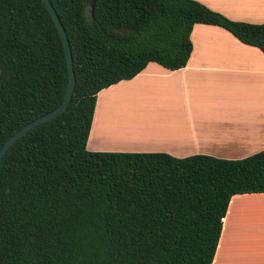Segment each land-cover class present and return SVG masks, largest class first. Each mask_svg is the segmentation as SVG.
<instances>
[{
  "label": "trees",
  "instance_id": "obj_1",
  "mask_svg": "<svg viewBox=\"0 0 264 264\" xmlns=\"http://www.w3.org/2000/svg\"><path fill=\"white\" fill-rule=\"evenodd\" d=\"M49 1L75 85L67 108L0 161V264H212L231 196L264 192V149L225 159L86 144L97 94L150 62L184 67L195 24L264 52V23L197 0ZM67 83L63 41L43 1L0 0V147L58 106Z\"/></svg>",
  "mask_w": 264,
  "mask_h": 264
},
{
  "label": "crops",
  "instance_id": "obj_2",
  "mask_svg": "<svg viewBox=\"0 0 264 264\" xmlns=\"http://www.w3.org/2000/svg\"><path fill=\"white\" fill-rule=\"evenodd\" d=\"M197 1L231 20L264 23V0ZM190 38L184 67L150 62L97 94L88 150L238 159L264 149V52L217 25L197 23ZM132 82L138 100L144 94L148 101L152 90L153 123L145 112L140 118L114 113L103 95ZM151 127L153 136L144 135ZM212 264H264V192L231 196Z\"/></svg>",
  "mask_w": 264,
  "mask_h": 264
},
{
  "label": "water",
  "instance_id": "obj_3",
  "mask_svg": "<svg viewBox=\"0 0 264 264\" xmlns=\"http://www.w3.org/2000/svg\"><path fill=\"white\" fill-rule=\"evenodd\" d=\"M43 3L45 4L46 8L48 9L49 13L51 14L58 31L61 35L63 45H64V51H65V56H66V63H67V69H68V83L65 89V93L63 96V99L61 103L56 106L54 109L34 118L33 120L29 121L25 125H23L21 128H19L17 131H15L12 135H10L7 140L3 143V145L0 147V161L6 151L9 149V147L20 137H22L25 133H27L30 129L35 127L36 125L45 122L59 113L63 112L71 99V95L74 89L75 85V75H74V70H73V62H72V55H71V50H70V44L69 40L67 38L66 32L64 30V27L62 23L60 22V19L58 15L56 14L55 9L53 8L52 4L50 3L49 0H42ZM93 1V0H92ZM94 4H91V9L93 10Z\"/></svg>",
  "mask_w": 264,
  "mask_h": 264
},
{
  "label": "rangeland",
  "instance_id": "obj_4",
  "mask_svg": "<svg viewBox=\"0 0 264 264\" xmlns=\"http://www.w3.org/2000/svg\"><path fill=\"white\" fill-rule=\"evenodd\" d=\"M154 86L153 82H150L146 88H152ZM103 95L109 97L111 102V107L114 109V113L119 112L122 115L126 114L129 117H141V112H145L149 114L148 118L152 121V113H153V100H152V90H150V95L148 98V101L145 99L143 94V99L140 97L139 100L137 98V92H136V83L132 82L130 84H119L117 87H113L105 92H103ZM157 103V101H156ZM114 105V107H113ZM120 106V107H119ZM125 115V116H126ZM140 115V116H139ZM143 119V118H141ZM149 119V120H150ZM153 125V124H152ZM155 128L151 127V129L148 131V133H145L144 135L153 136L155 132ZM141 137L140 135L137 136V138Z\"/></svg>",
  "mask_w": 264,
  "mask_h": 264
}]
</instances>
